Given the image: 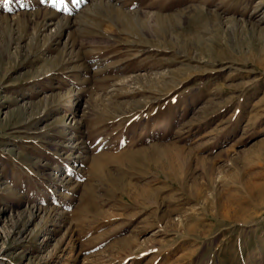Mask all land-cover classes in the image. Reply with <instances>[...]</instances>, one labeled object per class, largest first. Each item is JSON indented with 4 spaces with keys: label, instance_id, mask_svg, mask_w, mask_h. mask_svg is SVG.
I'll return each instance as SVG.
<instances>
[{
    "label": "rangeland",
    "instance_id": "374dc122",
    "mask_svg": "<svg viewBox=\"0 0 264 264\" xmlns=\"http://www.w3.org/2000/svg\"><path fill=\"white\" fill-rule=\"evenodd\" d=\"M0 264H264V0H0Z\"/></svg>",
    "mask_w": 264,
    "mask_h": 264
}]
</instances>
